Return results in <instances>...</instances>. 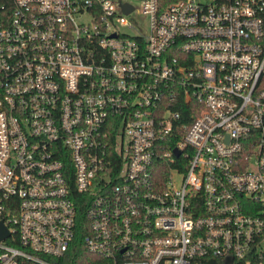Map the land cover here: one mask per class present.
Segmentation results:
<instances>
[{"label":"built area","instance_id":"2783aa9c","mask_svg":"<svg viewBox=\"0 0 264 264\" xmlns=\"http://www.w3.org/2000/svg\"><path fill=\"white\" fill-rule=\"evenodd\" d=\"M0 220V264H264V0H0Z\"/></svg>","mask_w":264,"mask_h":264},{"label":"trees","instance_id":"16d2710c","mask_svg":"<svg viewBox=\"0 0 264 264\" xmlns=\"http://www.w3.org/2000/svg\"><path fill=\"white\" fill-rule=\"evenodd\" d=\"M160 1V4L161 5H165V4H168L172 1H175V0H159ZM81 235L82 233H78L77 235V240L81 239ZM77 255H76V259L77 261H80L79 263L81 264H91L92 262L95 261V259L99 258V256L97 255H93V254H89L81 249H77Z\"/></svg>","mask_w":264,"mask_h":264},{"label":"rangeland","instance_id":"374dc122","mask_svg":"<svg viewBox=\"0 0 264 264\" xmlns=\"http://www.w3.org/2000/svg\"><path fill=\"white\" fill-rule=\"evenodd\" d=\"M136 6L138 8H140L139 4L136 3ZM134 17V24L138 27H140L141 29L145 30L147 27V16L146 14L142 13L141 11H137L135 10L132 14ZM175 180L178 181L179 177L177 175H174Z\"/></svg>","mask_w":264,"mask_h":264},{"label":"water","instance_id":"95a60500","mask_svg":"<svg viewBox=\"0 0 264 264\" xmlns=\"http://www.w3.org/2000/svg\"><path fill=\"white\" fill-rule=\"evenodd\" d=\"M124 11H128L130 9V7H125L124 5ZM175 154H178L179 153V150L178 149H175L174 150ZM8 235V231L6 230V228L4 227L2 221L0 220V238H4Z\"/></svg>","mask_w":264,"mask_h":264}]
</instances>
